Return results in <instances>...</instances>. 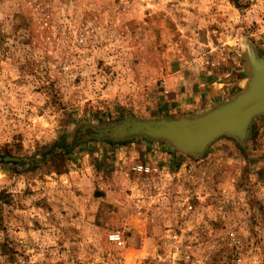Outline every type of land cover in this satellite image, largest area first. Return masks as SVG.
<instances>
[{
    "label": "rangeland",
    "instance_id": "374dc122",
    "mask_svg": "<svg viewBox=\"0 0 264 264\" xmlns=\"http://www.w3.org/2000/svg\"><path fill=\"white\" fill-rule=\"evenodd\" d=\"M261 64L264 0H0V264H264V112L198 152L116 134Z\"/></svg>",
    "mask_w": 264,
    "mask_h": 264
},
{
    "label": "water",
    "instance_id": "95a60500",
    "mask_svg": "<svg viewBox=\"0 0 264 264\" xmlns=\"http://www.w3.org/2000/svg\"><path fill=\"white\" fill-rule=\"evenodd\" d=\"M259 74L250 90L237 102L218 110L203 120L194 123L157 124L131 123L117 131V135L129 132L148 133L168 139L184 152H198L225 133H234L249 120L264 112V65H257Z\"/></svg>",
    "mask_w": 264,
    "mask_h": 264
},
{
    "label": "built area",
    "instance_id": "2783aa9c",
    "mask_svg": "<svg viewBox=\"0 0 264 264\" xmlns=\"http://www.w3.org/2000/svg\"><path fill=\"white\" fill-rule=\"evenodd\" d=\"M134 170L137 172H144V171L148 172L149 171V169H145L144 167H136ZM192 209H193V207L191 206L190 210H192ZM120 240H121V237L119 234H114L111 236V241H113V242H120Z\"/></svg>",
    "mask_w": 264,
    "mask_h": 264
}]
</instances>
